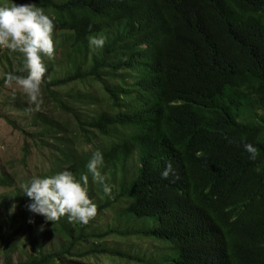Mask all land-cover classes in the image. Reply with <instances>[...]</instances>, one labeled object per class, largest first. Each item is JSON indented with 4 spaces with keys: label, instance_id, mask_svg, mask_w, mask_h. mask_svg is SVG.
I'll return each mask as SVG.
<instances>
[{
    "label": "trees",
    "instance_id": "trees-1",
    "mask_svg": "<svg viewBox=\"0 0 264 264\" xmlns=\"http://www.w3.org/2000/svg\"><path fill=\"white\" fill-rule=\"evenodd\" d=\"M15 2L41 7L63 36L53 55L43 56L39 108L19 92L6 106L31 116L30 131L22 132L48 149L47 167L37 175H87L97 211L86 224L67 214L49 221L27 209L22 186L15 189L14 212L0 216L5 264L21 248L29 253L18 264H85L79 259L100 255L143 263L102 246L121 232H95L111 210L129 231L153 218L154 228L137 233L171 247L154 264H264V0ZM94 34L106 36L103 48L89 46ZM13 52L20 74L22 54ZM99 84L101 99L93 90ZM67 113L73 123L64 120ZM116 127L129 136L113 140ZM242 142L257 148L255 159ZM97 149L107 194L86 168ZM135 150L139 167L130 176ZM168 161L174 171L164 178ZM0 183L14 185L4 176Z\"/></svg>",
    "mask_w": 264,
    "mask_h": 264
},
{
    "label": "clouds",
    "instance_id": "clouds-1",
    "mask_svg": "<svg viewBox=\"0 0 264 264\" xmlns=\"http://www.w3.org/2000/svg\"><path fill=\"white\" fill-rule=\"evenodd\" d=\"M53 28L54 23L49 14L33 3L17 4L12 0L9 5H0V48L22 54L20 74L15 71L4 73V83H14L37 108L41 103L42 77L47 70L43 56L51 57L54 53L51 35ZM88 41L90 47L101 49L105 45L106 36L90 35ZM242 147L249 153V159H255L257 148L252 143L242 142ZM103 159L99 149L93 151L86 168L94 179L103 184V191L107 194L111 189L103 183L104 177L98 169ZM173 171V165L168 161L161 176L168 178ZM87 184V175L77 179L70 170L63 169L51 175L32 176L22 185V193L29 198L27 209L42 215L46 220L54 221L67 214L70 221L86 224L97 211L96 204L88 195Z\"/></svg>",
    "mask_w": 264,
    "mask_h": 264
},
{
    "label": "rangeland",
    "instance_id": "rangeland-1",
    "mask_svg": "<svg viewBox=\"0 0 264 264\" xmlns=\"http://www.w3.org/2000/svg\"><path fill=\"white\" fill-rule=\"evenodd\" d=\"M12 0H0V5H9ZM52 40L54 48L58 47V38H62V32L53 29ZM21 59L16 56L12 50L7 48H0V82L4 80V73L10 71H16L19 68V63ZM58 62V61H57ZM121 76L127 80L128 83H133L135 81V76L130 72H122ZM118 78L115 79L117 81ZM114 81V82H115ZM101 85H97L93 90L95 91L98 98L104 97L101 92ZM19 92V96L22 98H27V96L20 90L16 85L4 84L0 86V114L8 117L12 124L7 120L0 117V179L1 177H8L13 180V186H5L0 183V216H9L14 212L16 201L14 196V191L20 188L24 181H27L32 176L37 175L39 172L47 167L46 159L43 153H47L48 149H41L40 147L34 146L31 142L32 137L26 136L22 129L30 131L31 129V116L28 113L20 112L16 110L14 106L7 107L6 99L11 97L13 93ZM79 105L81 101H78ZM33 108V106H32ZM259 112L261 110L256 107ZM89 110H94L95 106L88 107ZM93 113V112H90ZM65 121L68 123H73L74 120L71 114L67 113L65 115ZM246 121H252L251 118L246 119ZM13 123L16 127L13 126ZM129 136V131L124 128L116 127L113 130L112 139L115 141H121ZM26 144H29L30 153L27 158H24V148ZM139 167V153L134 151L131 158L127 164V174L134 176ZM97 198V194L95 195ZM153 218H144L135 224L137 230L129 231L126 229V224L121 221L116 213L111 211H106L97 221L96 230L97 233L105 232L106 230L118 229L121 232L115 233L105 239L102 245L108 250H115L123 252L132 256L143 258V263L139 260H129L120 259L115 257H108L106 255H100L98 257H89L82 260L85 264H154L157 260L162 257H166L171 252L170 245L156 240L151 237L137 233L139 229H150L154 228L156 225L152 220ZM51 238V237H50ZM52 239V238H51ZM48 237L46 236L43 240L46 248H49ZM58 239L55 243H58ZM90 247H85L88 249ZM19 249L13 256V264H18L26 260V255L29 253L22 252ZM83 250V248H82ZM166 260V259H162ZM162 260L160 262H162ZM159 262V263H160ZM0 264H5V259L3 257V245L0 241Z\"/></svg>",
    "mask_w": 264,
    "mask_h": 264
}]
</instances>
